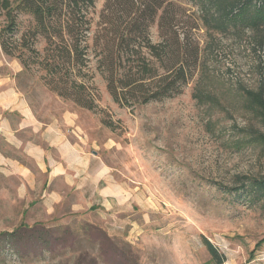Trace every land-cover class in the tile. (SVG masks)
I'll return each instance as SVG.
<instances>
[{"label":"rangeland","instance_id":"374dc122","mask_svg":"<svg viewBox=\"0 0 264 264\" xmlns=\"http://www.w3.org/2000/svg\"><path fill=\"white\" fill-rule=\"evenodd\" d=\"M168 1L181 32L201 50L193 78L175 97L121 106L105 82L98 76L90 81L89 74L85 80L98 94L89 110L53 91L34 57L26 68L5 54L20 66L17 86L37 119L63 121L89 146L105 165L107 182L121 186L122 206L111 229L103 226L113 222L100 207L91 215L33 222L18 176L0 171V233L40 223L16 236L0 234V264H216L204 237L222 264H264V198L240 181L264 179V141L258 138L264 126L244 93L264 84V29H207L192 0ZM105 3L97 0L90 11L94 27ZM158 20L151 27L154 41ZM4 22L0 16V28ZM24 28L11 36L14 45ZM10 152L33 168L23 148ZM235 186L242 189H223Z\"/></svg>","mask_w":264,"mask_h":264},{"label":"trees","instance_id":"16d2710c","mask_svg":"<svg viewBox=\"0 0 264 264\" xmlns=\"http://www.w3.org/2000/svg\"><path fill=\"white\" fill-rule=\"evenodd\" d=\"M201 10L203 26L218 32L231 29L260 32L264 29V0H192ZM97 0H0V44L4 53L27 68L32 57L46 73L48 84L58 95L80 107L93 110L97 95L85 80L98 76L114 102L137 106L181 94L193 78L200 61V45L178 26V11L168 0H106L97 27L90 11ZM158 20L159 39L151 27ZM20 41L10 39L21 31ZM264 126V84L246 89ZM264 141V133L258 132ZM244 188L264 198V179L248 178ZM227 192L242 188H223ZM22 222L16 236L36 228ZM103 238L110 237L101 229ZM204 244L216 264L224 262L207 237Z\"/></svg>","mask_w":264,"mask_h":264},{"label":"crops","instance_id":"0c3cea01","mask_svg":"<svg viewBox=\"0 0 264 264\" xmlns=\"http://www.w3.org/2000/svg\"><path fill=\"white\" fill-rule=\"evenodd\" d=\"M19 69L0 44V171L18 176L33 222L61 220L75 213L91 215L100 207L113 222L103 226L115 228L121 186L107 182L105 165L87 144L75 140L63 121L45 124L37 119L17 86ZM14 148H23V157L33 168L11 156Z\"/></svg>","mask_w":264,"mask_h":264}]
</instances>
